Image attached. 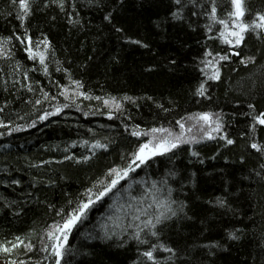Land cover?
I'll use <instances>...</instances> for the list:
<instances>
[{
  "label": "trees",
  "instance_id": "trees-1",
  "mask_svg": "<svg viewBox=\"0 0 264 264\" xmlns=\"http://www.w3.org/2000/svg\"><path fill=\"white\" fill-rule=\"evenodd\" d=\"M60 2L30 0L31 14L21 20L19 0H0L7 51L0 56V243L24 241L0 252V264H55L47 231L61 221L57 213L93 185L98 191L108 169L127 166L150 138L131 132L176 128L178 121L187 127L199 111L220 119L216 139L180 145L136 168L72 230L61 264H152L142 256L149 245L133 238L140 224L133 215L146 220L158 211L133 184L146 174L155 177L148 188L159 182L165 195L172 189L173 208L183 206L157 225L159 239L142 234L176 249L175 264H264V150L251 147L264 146V125L252 127L264 113V30L248 32L238 46L224 43L223 25L206 14L211 0H182L181 19L172 15L174 0H62L63 9ZM216 4L218 18H227L230 5ZM245 7L246 22L264 14V0ZM26 32L33 49L45 51L47 72L17 39ZM45 39L49 46L36 43ZM219 56L228 59L218 62L220 79L210 80L206 61ZM45 113L56 114L40 119ZM189 134L200 137L196 128ZM97 141L108 147L93 149ZM168 255L157 253L173 264L164 261Z\"/></svg>",
  "mask_w": 264,
  "mask_h": 264
},
{
  "label": "snow or ice",
  "instance_id": "snow-or-ice-1",
  "mask_svg": "<svg viewBox=\"0 0 264 264\" xmlns=\"http://www.w3.org/2000/svg\"><path fill=\"white\" fill-rule=\"evenodd\" d=\"M55 2V0H54ZM175 4L178 6V10L173 12V16L177 19H181L182 16L180 14L179 6L182 3V0H174ZM246 0H229L231 10L227 13V18L219 19L217 15V4L216 0H211L210 11L206 14L210 17L213 24L223 25L222 30L219 32L220 37L223 38V42L226 44H234L241 45L245 39V36L248 32H257V30H264V14L256 13L255 16L257 19L252 20L251 22H246L245 17L249 14V10L245 7ZM189 3L195 5L196 0H189ZM59 6L63 9V2L61 0ZM202 7V5H200ZM19 9L20 15L19 19L25 20L31 14V4L30 0H19ZM209 31H211V26H207ZM11 38H9L10 40ZM20 39L21 43H25L27 41L25 51L28 52L29 57L35 60L37 57L42 65H44V70L47 72V65L45 63L46 53L45 51H37L32 47L33 41L30 35L25 33L24 38L17 37ZM133 43L139 44L140 41H132ZM37 44L43 43L45 46H49V42L45 39L43 41H37ZM239 55V52L235 53ZM7 51L4 47V42L0 40V56H6ZM211 51L206 53V56H211ZM227 56H219L218 60H208L206 61V65L208 67H212V74L208 77L210 80H219L220 79V68L218 66L219 60H226ZM251 59V58H249ZM243 62V61H242ZM59 70V69H58ZM77 88L82 87V84L79 81H74ZM29 90L31 87L29 86ZM68 89L65 88V91L62 95H66ZM198 92L201 96L205 95L204 85L201 84ZM47 95V94H45ZM78 95H84V93H78ZM90 98V97H86ZM36 103H40V101H36ZM105 103H109V101H105ZM63 107H68V105H64ZM250 107H252L250 105ZM117 108L119 106L117 105ZM62 111L61 107L56 108V113ZM56 113H45L44 116H41L40 119H47L48 115H54ZM190 119L194 121L193 125L189 128H186L185 124L182 122H177L180 127V132H173L168 128H152L150 131H139L133 130L131 135L136 137L141 136H149L150 138L144 142L140 143L137 149L131 153L130 160L126 167H113L108 169L105 174V179L98 181V184L101 186L98 191H93V188L96 185H93V188H88L85 192V199L78 202L75 207H70L67 212L61 209L57 214L62 217L60 222H56L50 226L47 231V236L51 241V250L52 255L55 257V264H61V261L64 260L65 257V249L68 243L69 235L72 230L77 227L79 223L87 216L88 211L99 201H102L104 197L108 196L113 192L114 189H117L120 185L121 181L128 178L129 175L135 171L136 168L140 167L147 163V161L158 155H165L169 152H172L174 149H177L182 144L186 143H198L200 140H214L216 136L213 133L219 134L222 131L223 125L220 119L212 112H203L193 114ZM254 123L252 125L253 129H255L256 124L264 125V113H260L257 116L253 117ZM193 128H197L200 133L199 139L197 135H189L187 138L185 137V133H191ZM226 140V143L231 145L234 143L232 139L227 138V134L221 137ZM87 144V141H85ZM108 145L101 144L97 141L92 145L93 149L96 148H107ZM252 148L257 149L258 151L264 150V146L253 143L251 145ZM193 156H198L199 153L193 152ZM65 159H71V157H65ZM85 160L88 157L84 158ZM18 183V181L16 182ZM159 182L154 181L153 186L145 191L140 199H144L146 196H151L152 204H149V207L153 205L158 210L157 213L150 216L146 220H141L140 215H133V221H140V224L135 225L136 231L133 234V238L139 241L142 244H148L149 249L142 253V256L146 258L147 261H151L152 264H164L163 261L158 259L157 253L161 250L163 252L169 253L167 257L164 258V261H171L175 264L177 259H180L176 249L171 247H167L162 244H151L149 239L142 238V234L147 236H151L159 239L160 232L157 230V225H162L165 220L171 219L178 214V211L183 210V206L181 205L179 209L173 208V205L176 203L175 200L171 198L172 189H167V194H164V188L157 187ZM164 184L167 185V180H164ZM159 193V195H157ZM135 199V198H134ZM222 203V202H221ZM71 204V202H69ZM129 207H132L129 205ZM137 213L146 214L144 209L136 208ZM131 226V225H129ZM145 229H147V233H145ZM233 239H238L235 234H232ZM11 245L10 247L8 245ZM24 241L19 237H16L15 242H6L0 243V252L3 253H11L14 249L18 248L20 245H23ZM25 247L31 249L33 246L31 244L25 245ZM47 251V249H45ZM11 264H16L15 261H12ZM23 264V262H21Z\"/></svg>",
  "mask_w": 264,
  "mask_h": 264
},
{
  "label": "bare ground",
  "instance_id": "bare-ground-1",
  "mask_svg": "<svg viewBox=\"0 0 264 264\" xmlns=\"http://www.w3.org/2000/svg\"><path fill=\"white\" fill-rule=\"evenodd\" d=\"M225 2H227V4H229V0H225ZM230 5V4H229ZM199 112H201V113H203V112H206V111H199ZM188 119H190V115H189V118ZM187 119V120H188ZM191 120V119H190ZM190 120H188L187 121V124L188 123H190L191 121ZM179 125V124H178ZM193 124H190V125H188L186 128H189V127H191ZM170 129V128H169ZM197 129V128H196ZM171 130L173 131V132H176V133H178V132H180V127H174V128H171ZM195 130V128H193V130L192 131H194ZM198 130V129H197ZM190 134L187 132V133H185V137L187 138V136H189ZM186 144H182L181 145V148H187V147H184ZM180 149V148H179ZM188 149V148H187ZM145 165V164H144ZM143 165H141V167H142ZM162 170V169H161ZM140 174H141V176H142V172H140ZM154 178L155 177H153V175H151V176H149V175H145L144 177H142V178H138V179H135V182L133 183V184H138V187L140 188V190L142 191V189H144L145 191L147 190V189H149L148 188V184L146 183V181L148 180V181H153L154 180Z\"/></svg>",
  "mask_w": 264,
  "mask_h": 264
},
{
  "label": "rangeland",
  "instance_id": "rangeland-1",
  "mask_svg": "<svg viewBox=\"0 0 264 264\" xmlns=\"http://www.w3.org/2000/svg\"><path fill=\"white\" fill-rule=\"evenodd\" d=\"M193 123H194V121L192 120L191 123H189V124H193Z\"/></svg>",
  "mask_w": 264,
  "mask_h": 264
}]
</instances>
